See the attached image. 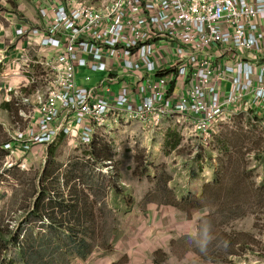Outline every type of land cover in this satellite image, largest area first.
Here are the masks:
<instances>
[{
	"label": "rangeland",
	"instance_id": "374dc122",
	"mask_svg": "<svg viewBox=\"0 0 264 264\" xmlns=\"http://www.w3.org/2000/svg\"><path fill=\"white\" fill-rule=\"evenodd\" d=\"M85 1L98 8L106 0ZM45 3L48 7L46 0H0L6 52L13 45L4 32L43 25ZM37 73L38 83L25 95L46 89L47 74ZM86 75L92 82H85ZM104 76L82 69L77 84L90 87ZM111 89L118 93L120 84ZM17 104L20 112L30 111ZM261 126L242 120L218 123L205 138L177 117L158 125L114 123L109 117L93 143L109 150L112 163L96 161L91 145L68 137L29 163L6 150L9 160L0 162V228L7 233V251L0 264H77L110 254L129 214L151 206L176 217L168 216L159 228L165 231L164 248L154 252V262L264 264ZM39 198L44 201L36 214Z\"/></svg>",
	"mask_w": 264,
	"mask_h": 264
},
{
	"label": "built area",
	"instance_id": "2783aa9c",
	"mask_svg": "<svg viewBox=\"0 0 264 264\" xmlns=\"http://www.w3.org/2000/svg\"><path fill=\"white\" fill-rule=\"evenodd\" d=\"M46 1L44 24L17 29L18 50L6 52L16 56L12 77H27L10 82L16 98L38 83L35 70L48 77L46 89L22 99L30 126L6 146L12 156L62 137L90 146L109 117L147 125L177 117L205 138L218 123L264 129V0ZM82 69L105 76L81 87Z\"/></svg>",
	"mask_w": 264,
	"mask_h": 264
},
{
	"label": "crops",
	"instance_id": "0c3cea01",
	"mask_svg": "<svg viewBox=\"0 0 264 264\" xmlns=\"http://www.w3.org/2000/svg\"><path fill=\"white\" fill-rule=\"evenodd\" d=\"M43 5H46L43 4ZM10 28L8 32H4L5 36L9 41L14 39L15 31ZM2 30L3 27L0 26ZM8 35V36H7ZM24 42H20L19 47H24ZM14 48V47H13ZM4 45H1L0 51V152L3 154L0 157V162L5 163L9 160V152L6 151V146L11 142L12 138L17 132L25 131L30 126L27 120L23 119L21 114H28L29 111H19L17 102L23 106L21 100H16L13 93H10L8 86L10 82H17L16 78L9 79L13 73L7 72L10 70L11 58L15 54H11V57L6 60V50ZM18 49L14 48V52ZM27 77L22 76L19 78L20 81H25ZM93 80V79H92ZM29 90H23V97H30L25 95L24 92ZM32 92V91H31ZM33 93V92H32ZM31 93V95H32ZM14 101H12V100ZM12 101V102H9ZM27 109V108H26ZM46 146H35L33 151L29 154H25L18 149L15 159L25 158L26 162L29 163L36 156H40L41 153L47 151ZM39 158V157H37ZM22 161V160H21ZM172 216L174 219L173 212L171 210H157L156 207H149V211L141 212V214L130 213L129 219L124 223V235L119 239L118 244L115 245L112 253L95 257L91 255L86 260L78 262L77 264H159L153 261V255L156 250L163 249L164 243L162 237H164V230H159L164 225L163 220ZM173 226V225H170ZM166 237L169 235L166 233ZM170 239V238H169Z\"/></svg>",
	"mask_w": 264,
	"mask_h": 264
},
{
	"label": "trees",
	"instance_id": "16d2710c",
	"mask_svg": "<svg viewBox=\"0 0 264 264\" xmlns=\"http://www.w3.org/2000/svg\"><path fill=\"white\" fill-rule=\"evenodd\" d=\"M90 153L92 155V157L98 161V162H110L112 163V156L109 154V150H107L104 147H97L94 143L90 146ZM99 151H103L104 154L102 156H100ZM38 202L35 204V210L34 212L36 214H40V207L43 204L44 198H39L37 200ZM46 218V217H45ZM7 233L0 228V260L3 259L4 254L7 251Z\"/></svg>",
	"mask_w": 264,
	"mask_h": 264
}]
</instances>
